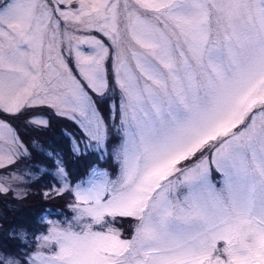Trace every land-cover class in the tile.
<instances>
[{"label":"snow or ice","instance_id":"obj_1","mask_svg":"<svg viewBox=\"0 0 264 264\" xmlns=\"http://www.w3.org/2000/svg\"><path fill=\"white\" fill-rule=\"evenodd\" d=\"M41 107L115 171L73 184L47 152L55 171L8 172L31 155L13 121ZM0 114V195H70L74 213L12 224L0 264H264V0H0Z\"/></svg>","mask_w":264,"mask_h":264},{"label":"trees","instance_id":"obj_2","mask_svg":"<svg viewBox=\"0 0 264 264\" xmlns=\"http://www.w3.org/2000/svg\"><path fill=\"white\" fill-rule=\"evenodd\" d=\"M39 109L49 110L51 109L46 107H41ZM39 110H33L29 112L26 116H22V119H27L28 117L35 115ZM49 112L50 117L52 114ZM3 117V115L1 114ZM55 119L51 120L49 125L44 128L41 127L40 130L33 131L35 133L26 134L25 139L28 142L27 146L31 155L28 158H25L22 162H18L14 167L9 166L7 171L24 164H31L32 170L39 172V169H49L50 171H55L53 168V161L46 155L47 152L58 153L60 158L62 156L66 162V170L69 172V176L72 182H76L85 178V173L88 168L89 163H98L111 165V157H107L104 160H97V154L89 152L87 158L80 159L76 157L72 152L73 141L72 137L80 135L82 136V130L79 125L68 118L59 117L54 114ZM7 119V117H3ZM16 121V120H15ZM15 124V123H14ZM28 125V124H27ZM38 137L41 142L42 148L32 145L28 138ZM21 167V166H20ZM19 167V168H20ZM5 171V170H4ZM52 180L51 175H44L39 182L32 181L29 185L31 190L35 193L42 191V186L47 185L48 182ZM11 196V197H10ZM73 197L70 195H65L61 199L53 201H45L41 198L40 195H30L22 201H18L12 198V193L7 196L0 195V209H3L5 205H13L18 208L17 211H6L7 219L0 220V248L16 252L17 249L14 247L15 244L19 243L18 240L10 239L6 233L9 231L10 226L17 221H27L29 218L39 213L41 208H54L63 213V215H56L53 213L50 218L54 220L63 221L66 216L71 214V210L68 205L72 203ZM125 219V218H124ZM124 219H121L124 220ZM28 227V224L24 225ZM39 227V225H33ZM44 229L41 228V231Z\"/></svg>","mask_w":264,"mask_h":264},{"label":"rangeland","instance_id":"obj_3","mask_svg":"<svg viewBox=\"0 0 264 264\" xmlns=\"http://www.w3.org/2000/svg\"><path fill=\"white\" fill-rule=\"evenodd\" d=\"M83 47L85 48V50H87V46H83ZM35 110H39V111L35 115H32L30 117L35 116L36 118H44V119H47L49 121V123H50L51 120H54L55 119L53 110H52V112H50L49 110H42V109H39V108H37ZM104 110L106 112V106H105ZM49 112L52 114L51 117L49 115ZM30 117H28L27 119H22L20 117L19 119H16V121L15 120L13 121V126L16 127L19 130V132L22 134V140L25 143V146L26 147L29 146L27 140L25 139L26 134L27 133L30 134V133H35L36 132V130H33V126L26 124V121ZM0 118H3L1 116V114H0ZM33 131H35V132H33ZM80 139H81V135L79 137L77 136V138L75 136H73L72 137L73 144H74V142H77L78 143L80 141ZM28 140H30L31 143L34 141L35 142V145H38L40 148H42L41 142L39 141L38 137H34V138H30V139L28 138ZM116 142H117L116 140H113L112 141L113 144H115ZM32 145H33V143H32ZM7 146L8 145H7V143H5L4 140H0V147L7 148ZM112 162L113 163L111 165L105 166V164H99V166L101 168L107 169L110 173H113L115 171L116 165H115V162L113 160H112ZM43 168H44V166H43ZM8 172H14L18 176H24L25 181L29 180V176L27 175V173H37L38 174V172L32 170L31 164L19 165V166L15 167V168L11 169ZM2 175H7V172L4 171V170H2V169H0V176H2ZM69 180L71 181L70 176H69ZM79 181H76V182H72L71 181V182L73 184H76V183H79ZM20 186L23 187L24 185L21 184ZM10 194H11V192H10ZM69 209L71 210V214L68 215V216H66L65 218H71L74 215L72 209L71 208H69ZM48 219L53 220V221H60V220H54V219H52L50 217H48ZM135 223H136V221L134 219H132V218H125L122 221L120 220V222L118 224H116L115 227H117V228L120 229V231L122 233V238H129L131 236V234L133 233V226L135 225ZM220 246H222V245H220Z\"/></svg>","mask_w":264,"mask_h":264}]
</instances>
